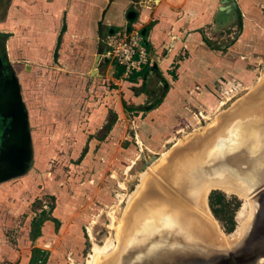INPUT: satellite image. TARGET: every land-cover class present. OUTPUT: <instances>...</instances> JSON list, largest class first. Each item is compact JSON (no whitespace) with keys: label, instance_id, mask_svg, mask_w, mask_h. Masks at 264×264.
<instances>
[{"label":"rangeland","instance_id":"1","mask_svg":"<svg viewBox=\"0 0 264 264\" xmlns=\"http://www.w3.org/2000/svg\"><path fill=\"white\" fill-rule=\"evenodd\" d=\"M113 31L141 48L119 76ZM0 63V113L19 128L14 160H0V264L30 254L41 207L58 220L33 242L44 264H100L165 155L264 82V0H0ZM216 192L207 224L238 238L252 205Z\"/></svg>","mask_w":264,"mask_h":264},{"label":"water","instance_id":"2","mask_svg":"<svg viewBox=\"0 0 264 264\" xmlns=\"http://www.w3.org/2000/svg\"><path fill=\"white\" fill-rule=\"evenodd\" d=\"M133 16V10L125 13L128 20ZM252 97L233 104L217 124L176 150L178 160L168 163L169 172L157 184L164 196H151L137 213L141 222L130 232L137 249L124 240L111 264H264V96ZM18 130L13 123L3 132L0 160H14ZM210 183L235 189L252 204L241 235L231 244L214 241L191 206Z\"/></svg>","mask_w":264,"mask_h":264},{"label":"bare ground","instance_id":"3","mask_svg":"<svg viewBox=\"0 0 264 264\" xmlns=\"http://www.w3.org/2000/svg\"><path fill=\"white\" fill-rule=\"evenodd\" d=\"M249 96H253V97H263L264 96V82H262L261 84H259L256 88H254L252 91H249L247 92L244 96H242L239 100L235 101V105H237L242 99H247ZM252 97V98H253ZM233 104V103H232ZM223 114V113H222ZM222 116V115H221ZM220 116V117H221ZM220 119V118H219ZM219 121V120H218ZM218 122H216L215 124H217ZM214 124V125H215ZM211 127V126H210ZM208 127V128H210ZM199 135V134H198ZM196 136V135H194ZM194 136H192L191 138H193ZM190 138V139H191ZM188 139L186 142H184L183 144L173 148L170 152H168L165 157H164V162L160 165V166H157V169H154V173L156 176H158V178L160 179H156L154 178L153 176L148 180V182L146 183L145 187L141 189V191H139L133 198L132 202L130 203V206L129 208L127 209L126 211V215L124 216V223H123V227H122V233H121V240L118 244V247L117 249L114 251V253L109 256L108 258L104 259V261L100 262V264H111L113 263V261H115L117 258H118V252H119V247H121V245L123 244V241L125 240L126 242H130V246L129 247H132L131 250L134 251L135 249H137V238L134 237L132 238V234L130 233L131 230L133 229V226H136V223L140 221L139 217L137 215V213L141 212L143 210V208L145 207V201H147L151 196L152 197H160L162 198V196H164V190L162 191V189L157 185L158 184V181H162V176L164 174L165 176V171L168 169V163H171L172 161L175 162L177 161V156H180V153L178 154L177 153V149L179 147H182L185 143L188 144L189 140ZM176 156V157H175ZM174 158V159H173ZM177 159V160H176ZM167 172L169 171H166V174ZM163 182V181H162ZM158 187V188H157ZM211 187H218L221 191H224V192H228V193H239L240 196H244L246 197L245 195H243L242 193L238 192L237 190L235 189H230V188H227L226 186H220V185H217L215 183H210L209 185L205 186L200 192H198V194L196 195V199L195 201L193 202V204L191 205L194 212L199 215V221H200V224H201V228L202 229H206L207 233L210 235V237L214 238V241L216 240L217 242L219 241L220 243L224 244V245H227V244H231L232 242H234L235 240H237L238 238L234 237L235 239H230V240H226V241H222L220 239H217L214 237V234H213V231L211 230L210 226L207 224L208 222L206 221V214L204 212V209H202V206H203V199H204V196L206 195L207 196V193H208V190L211 188ZM157 190V191H156ZM207 198V197H206ZM247 199V197H246ZM174 201V200H173ZM243 201V200H242ZM244 202V201H243ZM249 202V201H247ZM179 205H183L181 203H178ZM244 205V204H243ZM252 205V204H250ZM185 206V205H184ZM249 207V206H248ZM250 208V207H249ZM247 210V209H246ZM250 210V209H249ZM248 210V211H249ZM252 210H253V207H252ZM251 211H249L250 213ZM140 215V214H139ZM249 215V214H248ZM251 215V214H250ZM138 216V217H137ZM210 219L208 218V221ZM248 220V219H247ZM246 220V221H247ZM242 221H244L242 219ZM141 222V221H140ZM213 223V222H212ZM246 223V222H245ZM215 225V224H214ZM243 229V228H242ZM237 232L239 233V230H237ZM241 235V234H240ZM125 236H126V239H125ZM129 236V237H128ZM131 236V237H130ZM236 236V235H235ZM231 237V236H230ZM230 237H227V238H230ZM132 238V239H131ZM140 240V239H139ZM138 240V241H139ZM125 249V247H124ZM124 249L122 251H124ZM126 251V250H125ZM95 256V255H94ZM97 256V255H96ZM100 256V255H99ZM97 258V257H96ZM94 260V259H93ZM92 260V261H93ZM96 260V259H95Z\"/></svg>","mask_w":264,"mask_h":264},{"label":"trees","instance_id":"4","mask_svg":"<svg viewBox=\"0 0 264 264\" xmlns=\"http://www.w3.org/2000/svg\"><path fill=\"white\" fill-rule=\"evenodd\" d=\"M144 45H146V43H144ZM133 57L136 58V56H133ZM114 63L116 64L115 61H114ZM122 71H123V69L118 65V68H116L115 75L119 76V74L122 73ZM140 72L146 73V69H142ZM135 76L136 75L134 74V75L130 76L129 79L134 80ZM159 100H160V98H158V97L153 98L152 102L148 105L146 110H150L153 107H155L157 105V103L159 102ZM216 191L217 190H211L207 195V203H208L207 205H209L212 212H214L213 203L215 202V198H217V196H219L218 192H216ZM49 211H46L45 208L41 207L37 212H35V214L31 217V219L29 221V229H28V233H27L28 236L27 237H28L29 241L31 242L32 246L30 248V254H29L27 264H44V262L47 259L48 252L45 249L34 246L33 242L40 235V227L45 220H50L54 225V229H56L58 227L57 218L53 217ZM231 230H232V228L228 229L227 232H229Z\"/></svg>","mask_w":264,"mask_h":264},{"label":"built area","instance_id":"5","mask_svg":"<svg viewBox=\"0 0 264 264\" xmlns=\"http://www.w3.org/2000/svg\"><path fill=\"white\" fill-rule=\"evenodd\" d=\"M129 39L132 38L129 37ZM126 41L127 36H125L124 32L113 31L106 36V40L104 42L107 55H111L112 57L114 56V58L111 57V59H114V61L123 69V71H126L123 61L135 60L137 61V64H139L138 62L140 61L141 56V48L138 45V41L134 39H132V41L128 40L127 43ZM133 56H136V58Z\"/></svg>","mask_w":264,"mask_h":264},{"label":"flooded vegetation","instance_id":"6","mask_svg":"<svg viewBox=\"0 0 264 264\" xmlns=\"http://www.w3.org/2000/svg\"><path fill=\"white\" fill-rule=\"evenodd\" d=\"M2 65L3 64L0 63V66H2ZM0 72H1V74H0V94H2L3 93L2 91L4 90V87L6 86V83H7L5 78H4V72H5L4 67L0 68ZM7 85H8V83H7ZM2 100L3 99H1V101H0V105L3 104ZM10 127H11L10 126V120L7 119V117L4 116L3 113H0V144H1V141L3 140V138L7 136V134L3 135V132L9 131Z\"/></svg>","mask_w":264,"mask_h":264},{"label":"crops","instance_id":"7","mask_svg":"<svg viewBox=\"0 0 264 264\" xmlns=\"http://www.w3.org/2000/svg\"><path fill=\"white\" fill-rule=\"evenodd\" d=\"M153 29V28H152ZM153 30H151V32H152ZM150 32V34H153V32L151 33ZM191 35H193L194 36V34L193 33H191ZM170 45H172V44H170ZM185 47H186V49H187V51L188 52H190L189 51V47H190V44L189 43H186L185 44ZM173 48H174V46H173ZM171 50H173V49H171ZM171 50H170V53H169V55H172V53L173 52H171ZM49 222L50 221H44V223H43V225L40 227V234L41 235H39L35 240H34V242L36 243V240H38L40 237H42L43 235L44 236H46V235H48V228L47 227H49L48 225H49ZM28 256H29V254H28ZM28 256L26 257V259L24 258V259H22L21 261L19 260L18 261V264H19V262H21V264H27V261H28Z\"/></svg>","mask_w":264,"mask_h":264}]
</instances>
